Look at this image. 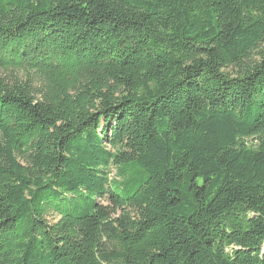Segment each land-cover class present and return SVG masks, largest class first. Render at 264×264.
I'll return each instance as SVG.
<instances>
[{"label":"trees","instance_id":"1","mask_svg":"<svg viewBox=\"0 0 264 264\" xmlns=\"http://www.w3.org/2000/svg\"><path fill=\"white\" fill-rule=\"evenodd\" d=\"M0 264H264V0H0Z\"/></svg>","mask_w":264,"mask_h":264},{"label":"rangeland","instance_id":"2","mask_svg":"<svg viewBox=\"0 0 264 264\" xmlns=\"http://www.w3.org/2000/svg\"><path fill=\"white\" fill-rule=\"evenodd\" d=\"M54 219V217H52ZM55 220V219H54Z\"/></svg>","mask_w":264,"mask_h":264}]
</instances>
